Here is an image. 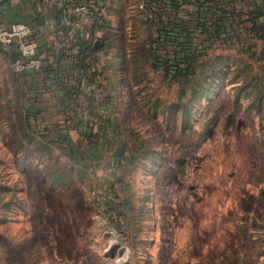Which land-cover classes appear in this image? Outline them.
<instances>
[{"label": "rangeland", "instance_id": "obj_1", "mask_svg": "<svg viewBox=\"0 0 264 264\" xmlns=\"http://www.w3.org/2000/svg\"><path fill=\"white\" fill-rule=\"evenodd\" d=\"M147 1L96 7L85 69L42 0L4 7L55 69L0 55V264H264V0L217 38L168 6V43Z\"/></svg>", "mask_w": 264, "mask_h": 264}, {"label": "built area", "instance_id": "obj_2", "mask_svg": "<svg viewBox=\"0 0 264 264\" xmlns=\"http://www.w3.org/2000/svg\"><path fill=\"white\" fill-rule=\"evenodd\" d=\"M18 1L23 0H0V55H3V52L10 54L13 49L17 57L9 59L10 66L21 74L38 71L42 67V56L38 54V44L31 25L10 19L3 14L6 4ZM42 2L55 12L68 17V32L75 41L74 45L77 47H74L75 49H78L79 40H91L96 35L93 28L99 18L93 0H42Z\"/></svg>", "mask_w": 264, "mask_h": 264}, {"label": "trees", "instance_id": "obj_3", "mask_svg": "<svg viewBox=\"0 0 264 264\" xmlns=\"http://www.w3.org/2000/svg\"><path fill=\"white\" fill-rule=\"evenodd\" d=\"M94 1V5L98 6L99 8H101L102 6L100 4H98L97 0H93ZM157 2L156 7L152 6L153 2ZM164 1H169L164 2ZM178 0H163L160 2V0H148L147 1V7L148 10L151 12V18L149 21L155 22L156 18L157 23L156 24V35H157V39L158 40H162L163 42H169V40L167 39V35H168V31L166 29L167 24H169L170 20L172 19V17L170 16V12L168 10H166V7L171 6L177 13L179 11L182 10L181 8V4L187 3L189 0H182L181 2H176ZM198 11H197V21H196V28H201L202 30H205V32H208V29H210L211 33L213 32V35L215 38L219 37L222 31H226V30H232L233 28V21L235 19L236 16H241L242 15V11H238L235 7H231V8H227L225 5L220 6L219 4L222 2V0H198ZM213 2V3H212ZM207 3V4H206ZM171 8V9H172ZM97 13V17L100 19L102 18V15H99V10L96 11ZM246 15L248 16H252L251 18V22H252V27L253 29H257L259 30H264L263 25H260L256 20H257V16L264 14V2H261V5L259 6H254V8H252L249 11H245L244 12ZM15 20V19H14ZM102 26L100 24H96L93 28V32L94 34H96L99 29ZM184 32L189 33V31H193L191 28L189 29V27H183ZM96 36V35H94ZM188 38V36H187ZM186 38V39H187ZM177 39V38H176ZM175 41V40H174ZM87 42L86 41H82V43L77 44L78 49L80 50L79 54L73 55L72 58H75L76 62H75V66L78 67L79 69H85L88 68L87 66H89V63H84L85 58H86V54H89L90 51H94L95 48L92 44H89V46H86ZM183 46V43H182ZM39 47V46H38ZM39 49V48H38ZM183 53L185 52V49H182ZM13 52V49L11 50V53ZM10 54H6V53H2L4 57L6 58H16L17 54L13 53V55ZM185 54V53H184ZM8 59V60H9ZM74 60V59H72ZM44 62L45 65L42 66L44 67L45 71H47V73H50V71H54L55 67L53 66V61L51 59V56H46L44 58ZM158 63H155V66H158ZM42 69V68H41ZM39 73L38 72H25V73H21L22 76H25V78H28L29 76H35V74ZM91 73V72H90ZM96 72L94 70V72L91 73V76L89 78V83L92 84V81L94 82L96 80Z\"/></svg>", "mask_w": 264, "mask_h": 264}, {"label": "crops", "instance_id": "obj_4", "mask_svg": "<svg viewBox=\"0 0 264 264\" xmlns=\"http://www.w3.org/2000/svg\"><path fill=\"white\" fill-rule=\"evenodd\" d=\"M97 2H98V4H100L102 6L101 9H105L106 8L107 0H104V1L103 0H97ZM94 6H95V8L98 7L96 5H94ZM97 9H100V8L98 7ZM45 13L47 15H49L47 17H49L50 19H52L54 22L56 21V19H57V21H59L60 33L64 35V38H66V36H67V39H66V41H67L69 39V37H70L69 36L70 33L68 32V26H67L68 17L66 15H63L62 13L55 12L52 9L46 11ZM69 40H72V43L74 44L75 41H74L73 38L70 37ZM1 56H3V55H1Z\"/></svg>", "mask_w": 264, "mask_h": 264}, {"label": "water", "instance_id": "obj_5", "mask_svg": "<svg viewBox=\"0 0 264 264\" xmlns=\"http://www.w3.org/2000/svg\"><path fill=\"white\" fill-rule=\"evenodd\" d=\"M103 1H104V0H103ZM99 43H100L99 40H95V42H94V46H95V47H98V46H99ZM117 153H118V154H121V148L117 151Z\"/></svg>", "mask_w": 264, "mask_h": 264}]
</instances>
